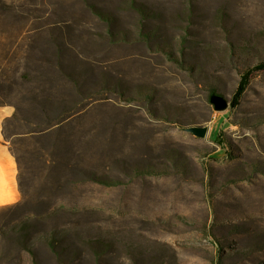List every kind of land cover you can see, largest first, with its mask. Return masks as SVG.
I'll return each mask as SVG.
<instances>
[{"label":"rangeland","instance_id":"374dc122","mask_svg":"<svg viewBox=\"0 0 264 264\" xmlns=\"http://www.w3.org/2000/svg\"><path fill=\"white\" fill-rule=\"evenodd\" d=\"M260 62L264 0H0V106L74 123L0 264H264V72L231 105Z\"/></svg>","mask_w":264,"mask_h":264},{"label":"crops","instance_id":"0c3cea01","mask_svg":"<svg viewBox=\"0 0 264 264\" xmlns=\"http://www.w3.org/2000/svg\"><path fill=\"white\" fill-rule=\"evenodd\" d=\"M16 113L13 106H0V210L19 208L37 201L34 199L37 191L31 193L28 186L37 187L40 179L45 180L46 177H40L37 173L30 177L29 174L32 170L48 171L54 168L53 147L49 150L45 144L60 140L62 133L74 125L73 121L67 119L37 132L28 124L14 119ZM39 162L38 167L35 163Z\"/></svg>","mask_w":264,"mask_h":264},{"label":"trees","instance_id":"16d2710c","mask_svg":"<svg viewBox=\"0 0 264 264\" xmlns=\"http://www.w3.org/2000/svg\"><path fill=\"white\" fill-rule=\"evenodd\" d=\"M257 72H264V62H260L259 64H256L255 66H253L252 68L248 69L246 72H244L241 76V79L239 81L238 87L234 93L233 96V100L231 105L235 106L243 97L247 87L249 86L251 80L254 78L255 74ZM25 73H21V78H25ZM8 78L7 74L4 72H0V88H6L8 86H6L4 83H6V79ZM4 84V85H1ZM43 98V99H42ZM41 100H37V98H33L34 101H37L39 104L38 106H40V112L42 115L46 116L45 118H47L46 123L48 124L47 127H42L39 124L35 123L33 125L32 130H36L37 132H41L47 128H49L52 124H59L61 122H63V119H58L56 123H51L49 114L52 112L51 111V107L53 105V100H52V96L49 93H47V95L45 97H42ZM17 112L20 111V109H16ZM33 114V113H32ZM63 115V114H62ZM14 119L18 120L19 122H26V115L23 114L22 117H19L18 113H16L14 115ZM51 123V124H50ZM34 128V129H33ZM219 138V137H218Z\"/></svg>","mask_w":264,"mask_h":264},{"label":"water","instance_id":"95a60500","mask_svg":"<svg viewBox=\"0 0 264 264\" xmlns=\"http://www.w3.org/2000/svg\"><path fill=\"white\" fill-rule=\"evenodd\" d=\"M210 100H211V103L214 104V107L216 110H224L229 105L228 99L220 95H213ZM191 132H193L198 137H203L205 136L206 128L194 127L191 129Z\"/></svg>","mask_w":264,"mask_h":264}]
</instances>
